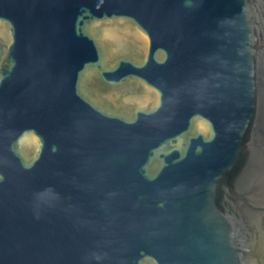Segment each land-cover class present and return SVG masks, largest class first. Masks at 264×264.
<instances>
[{"label":"water","instance_id":"95a60500","mask_svg":"<svg viewBox=\"0 0 264 264\" xmlns=\"http://www.w3.org/2000/svg\"><path fill=\"white\" fill-rule=\"evenodd\" d=\"M0 264H264V0H0Z\"/></svg>","mask_w":264,"mask_h":264},{"label":"clouds","instance_id":"9594fccd","mask_svg":"<svg viewBox=\"0 0 264 264\" xmlns=\"http://www.w3.org/2000/svg\"><path fill=\"white\" fill-rule=\"evenodd\" d=\"M27 155V154H26ZM30 158V157H29Z\"/></svg>","mask_w":264,"mask_h":264}]
</instances>
